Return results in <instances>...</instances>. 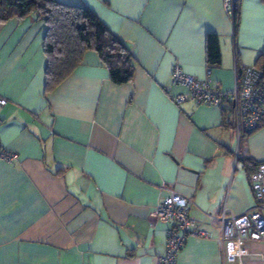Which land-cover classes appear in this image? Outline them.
I'll list each match as a JSON object with an SVG mask.
<instances>
[{"label":"crops","instance_id":"0c3cea01","mask_svg":"<svg viewBox=\"0 0 264 264\" xmlns=\"http://www.w3.org/2000/svg\"><path fill=\"white\" fill-rule=\"evenodd\" d=\"M82 3L129 47L131 81L115 84L96 52L45 91L43 20L0 22V264H159L167 224L152 212L166 188L188 198L196 228L175 264H223L209 214H241L254 202L248 174L264 161V120L238 143L233 111L173 96L177 65L223 91L234 57L254 64L264 48V3L239 0H60ZM220 59L206 62V35ZM223 108V109H222ZM228 109V110H227ZM250 162H245L244 158ZM240 264H264V241L247 240Z\"/></svg>","mask_w":264,"mask_h":264},{"label":"built area","instance_id":"2783aa9c","mask_svg":"<svg viewBox=\"0 0 264 264\" xmlns=\"http://www.w3.org/2000/svg\"><path fill=\"white\" fill-rule=\"evenodd\" d=\"M227 12L232 16L235 0H223ZM234 85L228 91L221 90L209 78L201 80L184 73L179 66L171 69V81L182 85L185 92L176 93L173 100L181 103L193 98L199 103L220 105L229 102L233 108L236 139L239 143L243 135L256 128L264 120V81L261 72L253 64L244 65L241 72L236 68L234 57ZM6 99L0 96V105ZM16 154L0 145V159L10 163ZM253 204L241 214L225 213L209 214L210 221L219 229V243L222 248L223 264H240L243 256L249 254L247 240L264 241V161L258 162L248 174ZM152 212L153 218L166 223V240L164 254L159 264H175L178 251L190 235L208 236L204 230L197 229L195 219L188 212V198L172 188H166Z\"/></svg>","mask_w":264,"mask_h":264},{"label":"trees","instance_id":"16d2710c","mask_svg":"<svg viewBox=\"0 0 264 264\" xmlns=\"http://www.w3.org/2000/svg\"><path fill=\"white\" fill-rule=\"evenodd\" d=\"M262 1L264 3V0ZM238 12L239 0H235L231 16L233 36L236 35ZM27 16L41 19L46 25L43 37V52L46 57L45 91L55 88L62 82L81 62L87 50L96 52L107 68L109 79L113 83L122 84L131 81L135 61L129 47L85 4L60 0H0V22L12 17L22 19ZM219 59L218 37L208 33L206 62L213 65L218 63ZM253 65L260 70L261 80L264 81V48ZM236 68L238 72L243 68L238 59H236ZM227 108L233 111L232 107ZM244 161L250 162V159L246 157Z\"/></svg>","mask_w":264,"mask_h":264}]
</instances>
